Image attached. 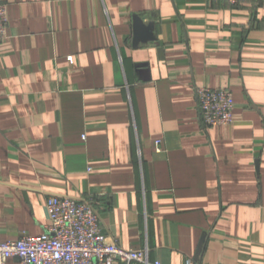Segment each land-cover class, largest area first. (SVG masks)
I'll list each match as a JSON object with an SVG mask.
<instances>
[{
  "label": "crops",
  "instance_id": "crops-1",
  "mask_svg": "<svg viewBox=\"0 0 264 264\" xmlns=\"http://www.w3.org/2000/svg\"><path fill=\"white\" fill-rule=\"evenodd\" d=\"M2 1L0 241L59 194L152 261L264 264V0ZM201 86L232 91L231 124L204 125Z\"/></svg>",
  "mask_w": 264,
  "mask_h": 264
},
{
  "label": "built area",
  "instance_id": "built-area-1",
  "mask_svg": "<svg viewBox=\"0 0 264 264\" xmlns=\"http://www.w3.org/2000/svg\"><path fill=\"white\" fill-rule=\"evenodd\" d=\"M239 4L247 0H208ZM6 4L0 0V42L7 35ZM72 60V57H69ZM201 120L207 127L233 122L234 96L228 88H196ZM160 144V141L157 142ZM44 232L25 231L0 241V264L15 258L19 264H161L149 258V248L125 249L102 230L100 214L91 198L49 194ZM186 264H192L187 261Z\"/></svg>",
  "mask_w": 264,
  "mask_h": 264
},
{
  "label": "water",
  "instance_id": "water-1",
  "mask_svg": "<svg viewBox=\"0 0 264 264\" xmlns=\"http://www.w3.org/2000/svg\"><path fill=\"white\" fill-rule=\"evenodd\" d=\"M153 38L154 34L151 26L142 22L134 23V45H138L140 42H147Z\"/></svg>",
  "mask_w": 264,
  "mask_h": 264
}]
</instances>
